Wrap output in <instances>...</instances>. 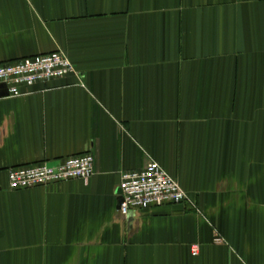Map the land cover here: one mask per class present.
I'll use <instances>...</instances> for the list:
<instances>
[{
  "label": "crops",
  "instance_id": "0c3cea01",
  "mask_svg": "<svg viewBox=\"0 0 264 264\" xmlns=\"http://www.w3.org/2000/svg\"><path fill=\"white\" fill-rule=\"evenodd\" d=\"M58 50L76 74L0 99V264H264V0H0V63ZM152 160L187 201L122 216Z\"/></svg>",
  "mask_w": 264,
  "mask_h": 264
},
{
  "label": "built area",
  "instance_id": "2783aa9c",
  "mask_svg": "<svg viewBox=\"0 0 264 264\" xmlns=\"http://www.w3.org/2000/svg\"><path fill=\"white\" fill-rule=\"evenodd\" d=\"M71 73L76 74V68L61 50L0 63V99L27 94L37 84L64 78ZM94 161L92 153H85L55 163L44 161L14 166L8 169L9 188L23 190L73 179L87 181L94 173ZM120 188L123 201L119 213L125 217L132 210L178 204L188 199L178 180L153 160L142 170L125 172ZM198 251L199 247L193 246V254L197 255Z\"/></svg>",
  "mask_w": 264,
  "mask_h": 264
},
{
  "label": "water",
  "instance_id": "95a60500",
  "mask_svg": "<svg viewBox=\"0 0 264 264\" xmlns=\"http://www.w3.org/2000/svg\"><path fill=\"white\" fill-rule=\"evenodd\" d=\"M121 192H122V191H121V189H120V190H119V193L121 194ZM122 201H123V199H122V197L120 196V197H119V206H120V204H121Z\"/></svg>",
  "mask_w": 264,
  "mask_h": 264
},
{
  "label": "trees",
  "instance_id": "16d2710c",
  "mask_svg": "<svg viewBox=\"0 0 264 264\" xmlns=\"http://www.w3.org/2000/svg\"><path fill=\"white\" fill-rule=\"evenodd\" d=\"M14 167V166H13ZM12 168V167H11Z\"/></svg>",
  "mask_w": 264,
  "mask_h": 264
}]
</instances>
